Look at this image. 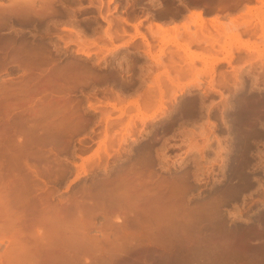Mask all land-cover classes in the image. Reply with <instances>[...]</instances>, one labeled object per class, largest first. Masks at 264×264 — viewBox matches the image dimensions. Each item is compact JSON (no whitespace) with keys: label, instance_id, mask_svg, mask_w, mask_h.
Returning a JSON list of instances; mask_svg holds the SVG:
<instances>
[{"label":"bare ground","instance_id":"1","mask_svg":"<svg viewBox=\"0 0 264 264\" xmlns=\"http://www.w3.org/2000/svg\"><path fill=\"white\" fill-rule=\"evenodd\" d=\"M54 1L55 0H40L39 2L38 0H10L8 3H2L1 1L0 26L2 24L5 25L8 20H12L13 18L16 19L15 17H19V19L23 18L24 21H31L34 18L42 19L52 14L57 15L59 7L56 8L54 6ZM221 1L223 0H220V2ZM62 7L64 8V6ZM73 10L75 9L73 8ZM110 10L108 12H111ZM104 12H106V10ZM192 12V15L196 16L194 18L192 16L193 24L199 25L198 29L200 30L191 31L192 29L190 30L191 24L189 21L183 23V28L188 34L186 38L183 37L184 30L182 28L181 30L180 25L177 23L167 27L157 23V28L153 31L154 34L159 35L163 43L165 42L163 39H166V41H178L180 37L185 38L186 40L183 39V41L185 40V44L181 41L183 46H181V43H176H178V46L183 48V50L189 54L186 53L188 56L192 57L189 59L190 62L194 60L193 58L198 57L199 52L197 51L200 50H197L196 48L197 51L192 50V44H200L201 42L210 43L214 49V45L219 42L221 39L220 35L222 34L221 32V34L219 32V34L211 33V29L206 26L207 19L204 18L202 11L198 10ZM67 13L65 12V14ZM108 16H105V21H107L108 25L105 36L109 40L114 41L115 37L118 36L117 30H114L113 28V25L116 24H114L113 17ZM252 16H243L242 19H244L242 21L240 20V22H238V17V21L235 17H232L231 22L234 26L233 33L229 34L228 31L223 33V36L225 34L227 36H232L233 40L235 38L240 46L246 47L248 52L257 50L256 48L258 45H251L249 41H242L241 35L237 29L244 24H250V21H252L251 18H253ZM97 19H99V17ZM55 20L56 19L53 21ZM263 21H261V23ZM212 22H214L217 29H224L220 28L223 27L224 22L217 20V18L212 19ZM68 28L75 34V39L73 38V41L77 44L75 52L85 56L82 60H64L61 54L62 51L59 50V47L55 43H46L49 44L46 45L43 42H41V44L38 43L39 41H29L20 35V33H16L17 35L14 39L9 36L0 35V71L7 70V74L9 75L17 70H21V72H15V76L13 77H6L0 80V242H4L5 240L8 241V244H6L7 247L4 250H0V264H86L87 258L83 257L82 259L80 255L92 252L94 259L97 261L100 251L102 252V250L106 249L103 248L106 246V243L103 246L105 239L106 242H109L112 240L111 237L116 240L114 247L113 245L111 246L112 248L110 247V250H114V252H119L122 247L125 249V245H128L129 242H136V239L140 240L141 243H138L141 245L143 242L146 243L144 239H147V241L150 240L151 242L149 243V246L150 244L154 245L155 250L148 249V251L154 252L155 256H157L156 264H191L194 255L199 259H194L196 262L192 264H216L217 261L219 262V259H225V261L223 260V264H225V262H227L226 264H238L237 260L241 258H251L252 260H255L256 264H264V213L261 214L259 211L261 216L260 219L257 218L262 225L257 222L258 224L256 226H249L248 228L243 229L239 228L238 225L237 227H226L223 226L221 220V218L223 219V215H221L220 218L218 215L219 213L216 218H211L207 213V216L210 218L207 219V216L204 214L206 213L204 212L206 207L202 208L197 205V207H199L198 209H195L196 206H193L194 208L189 206L191 208L188 209L189 198L187 192L190 186H187L188 176L186 173L183 174V172L181 175L178 173L179 175L177 174L178 177H175L176 180L174 182L172 181L173 178L167 180L170 182H166V180L155 177L154 173L156 171L152 169L154 167V147L152 142H149L150 140L148 139L150 136L153 137L155 132H162L161 130L169 129L170 125H172L171 123H166L167 125L164 127L162 126V129L160 128L161 130L157 128L159 131L156 128H153V126L148 130L145 129L149 136V138H147L148 136L146 137L148 141L141 142L140 145L135 148L132 144H129L126 147L125 155L117 154L118 156H115V159L112 160L114 162L108 165L109 156L112 157L114 155V152L111 151L116 147L115 143L117 142L119 145L121 143H127L129 142L128 137H132V133H134L135 130L134 123L135 120H137L136 118H139L144 125L147 124L148 119L153 120L155 118L154 114L148 115L145 113L146 109L148 110V108H151L154 92L151 90V92H153L152 94L148 89H152L153 87H147L148 92L146 91L147 93L145 95L140 93L139 97L135 99H127L120 93H117L114 98L101 99L96 97L95 99H97L98 104L97 102H92L93 100L90 98L91 95L87 92L90 90V84L104 83V81L111 79L117 80L119 73L121 74L127 69L121 67L119 71L98 70L95 66L98 65V61L96 62L94 60L91 62L89 60L92 51H90L88 47L101 42L98 41L99 39L101 40V38H98L100 36L86 34L85 32L87 30L82 34L80 30H77L79 28L74 29L72 26ZM136 28V34H140L141 32H139L137 26ZM19 29L21 30L22 28ZM115 29H117L116 26ZM208 29L210 31L207 33ZM141 35L145 37L143 33H141ZM262 35L264 36V23ZM70 40L72 39L70 38ZM67 42H69V40H67ZM124 43H127V41ZM176 43L175 45L177 46ZM146 44L149 46V50L147 49V51H144L145 54L147 56H152L154 60L163 63L161 60L163 50H161V54H159L160 56H157L150 51L149 43L146 42ZM97 45H99V43ZM101 45L103 46V43ZM121 46L122 45H120V47ZM240 46L237 48H240ZM228 47L222 46V50H226L228 53L223 60L227 59L228 62H232L231 59L234 55L232 50L233 46L230 44V48ZM100 49L103 50L104 48H99L98 46L99 51L97 50V53L101 52ZM117 49L120 48L116 45L114 48L109 49L108 53L115 54ZM208 49L211 51L210 48ZM202 50L204 51V49H201V52H203ZM207 51H204V53H207ZM209 51L208 53H213L212 51ZM211 56L212 59L215 57L213 55ZM99 58L101 57L99 56ZM248 58L246 59V62H253L252 58L254 57ZM221 59L222 57H218L214 60L218 61ZM171 60L174 61V57H171ZM212 65L210 71L213 73L214 66ZM240 65L242 67L243 64L241 63ZM164 66L167 67L166 65ZM101 67L103 68L104 66ZM237 67V70L235 71L238 72L241 70V67ZM167 69V76L171 83L175 85L182 84L181 78L183 79V77L189 73L183 69L176 68V74L174 73L175 75L171 76ZM198 75H200L199 71L195 72L192 81H195V85L200 87ZM237 75L238 74L235 76L236 78ZM239 76L240 75H238V77ZM222 81V79L218 81L220 86L223 84ZM177 88H179V92L174 90L175 96L184 91V86H178ZM163 91L165 90L160 88L162 94L164 93ZM249 96L250 95L245 97V99L248 98V100H251L249 99ZM160 97V108L163 110L164 97ZM236 98L237 97L235 96V99ZM251 101H253V99ZM260 101L257 103L259 104ZM131 102H133L136 107L135 109L138 111H136V115L134 114V117L136 116V118L132 117L133 113H129L130 108L126 107L127 110L129 109V112L126 111V109L122 110V114L126 113V119L121 117V119H113V111L103 107L105 104H112L113 109L116 107L117 103H127L129 105ZM152 103H154V101ZM242 103L240 104L243 105ZM247 103H249V101L246 102V104ZM250 104L251 103H249V105ZM256 105H250L249 109L252 107L253 109L254 107L257 108L258 105ZM98 106L102 107L99 108ZM245 106L248 108L247 105H244V107ZM98 109H100L99 114L101 115V120H99L105 124L104 139L102 145L96 150L95 157L92 155L86 159L88 166L83 162L80 164V169L83 170L84 174H87L89 170L93 171L98 165L99 167H103V172L100 173L102 175L96 170L93 171L91 182L88 185L82 184L81 192L78 191V193L82 194H80V197L82 196L80 199L78 196L76 199H74L75 197L73 198L70 196V198L67 197V199L71 200H65L66 198H64L59 199V201L54 203L50 194L43 193V188L47 186L46 180L49 182V179L45 180V176H52L55 174L56 177L60 176L61 178L62 174L67 173L65 172V165L68 167V164L64 163L54 151L56 152L59 147H70L71 142L76 136L80 134L82 135L90 126L100 122L98 118H96L98 116L94 113L95 110ZM249 109L244 110L243 108V112L241 111L242 116L240 115L241 113L238 114L240 115L239 117H241L240 120L242 124L239 122V117L237 121L239 120L238 122L240 123V126L243 125L240 129L242 131L236 135L230 133V143L234 142L237 147V149H235L236 147L234 148L235 151L238 150L244 152V154L245 151H250V148L248 149V147L252 146L249 144L251 141L250 137L253 138L258 134L257 130L256 132H251L253 128L249 130V128L252 127L251 125L250 127L246 126L250 124L249 122L252 120H257V116L255 117L254 115V112L257 110L252 112L250 111L252 109ZM187 111V108H183L182 113L184 114ZM258 115H261V113ZM123 117L125 118V116ZM258 118L261 117L258 116ZM150 120H148V122ZM102 122H100V124ZM255 122H251V124L253 123L254 125ZM136 125L138 126V123ZM117 126H119L118 129L120 131L118 138L116 137L118 132H115L116 134L112 132L110 133V129L113 127L117 129ZM237 128H235V130H237ZM259 128L257 129L259 130ZM136 129L141 130V128L138 127ZM231 131L232 130H230V132ZM237 132H239V129ZM255 133L257 134L255 135ZM136 136H138V134ZM220 140L219 142H221ZM194 144V141L192 142L189 140V145L192 146L193 149ZM197 145L195 147H197ZM230 145L228 146L232 147ZM190 146L189 148H191ZM103 154L107 156L104 160L102 159V156L104 157ZM238 156H240V154ZM236 158L240 159L238 160ZM231 160L233 161L234 166L229 169V172L227 171L229 177H226L232 179L233 176L240 174L242 178H244L242 185L244 182L246 184L248 173L246 174L243 169H246L247 158L237 157L236 155V157ZM79 174L80 173H78V176ZM169 176L167 178H169ZM239 180L242 181V179ZM226 183H229V181ZM236 183L237 186L235 183L229 185L228 188L223 186L224 189L222 192H218L219 200H215L212 197H209L208 199L212 198V201H216L217 203L220 200L227 201L223 198L232 200L233 198L238 197L237 195L240 193V189H243L244 187L241 188V186H239L241 183ZM47 191L48 193L51 192L52 196L55 190L53 192L51 190ZM216 194L217 192L214 195ZM73 195L76 196L75 194ZM210 201L211 200H209V202ZM211 202L207 205V210L212 209L216 212L217 205L214 203L215 206L213 202ZM98 212L102 213L104 216V223L102 222L104 225L102 223V226L99 225L101 227V229H99L100 234H93L92 230L97 228L99 224H97L95 220ZM254 221L256 222V219ZM211 235H214L213 238H211ZM100 236L103 237L101 238L103 244L100 241L101 239H99ZM254 237L261 238L262 240H256L253 243L251 238ZM185 242L187 245L183 246ZM110 243L109 246L112 244ZM134 245L133 247H135ZM129 247L132 248V244L129 245ZM108 248L109 247H107V249ZM124 249L120 252H123ZM110 250H107V252ZM139 250L141 249L139 248ZM124 252H126V250ZM99 258H101V256H99ZM205 258L210 260L208 261ZM216 259L217 261L214 262Z\"/></svg>","mask_w":264,"mask_h":264},{"label":"rangeland","instance_id":"2","mask_svg":"<svg viewBox=\"0 0 264 264\" xmlns=\"http://www.w3.org/2000/svg\"><path fill=\"white\" fill-rule=\"evenodd\" d=\"M1 1H2V3L3 2L8 3L10 0H0V2ZM39 1L40 0H38V2ZM55 1H54V3H55L54 6L56 8L60 7V5L63 3L61 5V7L64 6V9L71 11L72 13L70 15L72 17L79 18L81 16H86V15L90 16L85 21L90 22L91 25L87 24V23L83 24L82 22H79L77 20H68L67 22H62V23L58 24L57 22L53 21V18L56 17V15H54V14H52L50 16H46L45 18H42V19L41 18H37V19L34 18L31 21L30 20L24 21L23 18L19 19V17H15L16 19L13 18L12 20H8V22L5 23V25L2 24L0 26V35L1 36H9L10 38L14 39V38H16V35L20 33V35H22L24 38L28 39L29 41L30 40L35 41V42L39 41L38 43H40V44H41V42H43L45 44L46 43H51V44L55 43L59 47V50L62 51L61 54H62L64 60H68V59L69 60L74 59L75 61L82 60L83 58H85V56H83L81 54H77L75 52V49L77 48L76 42L73 41V38L75 39V37H74L75 34L68 27L72 26V28H74V29L79 28L77 30H80L82 32V34H84L86 29H81V28H86V26H94L95 24H99L100 18L99 19H97V18L99 17L100 14H103L105 10H106V12H108L111 9L110 10L111 12H109L108 17H114V15L117 13V11H115V9H117V3H116L117 0H103V1L102 0L101 1L100 0H57L56 2ZM245 1H247L248 4L242 8V10L238 13V15L232 16V17L233 18L235 17L236 20L238 17L239 21L238 20L237 21L240 22V20L242 21L244 19V18L242 19L243 16H246V15L252 16L254 14L252 16L253 18H251L252 21H250V24L249 23L246 25L244 24V25L240 26L237 30L239 31V33L241 35L242 41H249L251 45L257 44L258 45L256 48L257 50H252L251 52L250 51L248 52L246 47L240 46L239 42L236 41L235 38L233 40L232 36H227L225 34L223 36L224 32L228 31L229 34H231L234 31V29H233L234 26L232 25V22H231L232 17L231 18H224V19L219 17V19L224 22L223 27H220V28H224V29H217L214 22H212L211 19L206 18V16L212 15L213 12L205 14L202 11L204 18L207 19L206 20L207 21L206 26H208L211 29V31H212L211 33L216 34L218 32L219 33L221 32L222 34L221 33L220 34L222 35V37L220 35V38H221V39L219 38L220 43L219 42L216 43L214 45V49L212 48V46L210 44L204 45L205 42H201L198 45L192 44L191 45L192 50H195V51H197L198 49H200V50L197 51V52H199L198 57L193 58L194 60L191 59L192 62H190L189 59L192 57L188 56L189 54L187 52H185L183 50V48L179 47L178 43H181V41H182L185 44V40H186L185 38L188 35L186 33L187 31L183 28V23L189 21V23L191 24L190 25V30L192 29L191 31H196V30L199 31L200 30V29H198L199 25L193 24V21H192L193 18L196 17L195 15H192V13H193L192 11L201 10L200 4L198 3V1H194L192 3H189L188 7H189L190 11H188L189 14L186 16L185 19H183L182 21H178L177 19L174 18L173 21L170 22V24H172V25H174L176 23L178 25H180V29L182 28L184 30L183 31L184 32L183 37H185V38L180 37L182 39L179 38L178 41L174 40L175 42L173 40L172 41H166V39H163V41L165 40V42H166V44H165V42L163 43L162 40L160 39L159 35H153V37L156 38V43H158V44L152 45L150 47V51L152 53H154L155 55L160 56L159 54H161V50H163V53L161 54L162 55L161 60L163 61L164 65H166L167 67H165L163 65V63H160L159 61L154 60L152 56L146 55V58L144 60L147 63H149V65L142 66L140 68V81H141L140 93L145 95L148 92L147 87H153L152 89H148V90L150 92H151V90L154 92V94H153V92H151L153 94L152 102L154 101V103L151 102V108L150 109L148 108V110L146 109L145 113L148 115L154 114L155 118L153 120L148 119L150 121L148 122V120H147V124L145 123L146 125H144L139 120V118H136V116L134 117V114L136 115L138 111H137V109H135L136 107L134 106L133 102H131V104L129 103V105L127 103H124V104L117 103L116 107L113 109H112V106H113L112 104L103 105L104 108L111 109L113 111L112 116L117 115L118 119H121V118L126 119V115H125L126 113L122 114V110L126 109V111H128L129 109L127 110V108H130V110H129L130 112L129 111L128 112L131 114L133 113L132 117L137 119V120H135V123L140 122L141 124H143V125H141L139 123V126H140L142 131L141 130H139V132L134 131V133L136 135L140 134L139 138L142 140L144 138L146 139V137L148 136L147 131L145 129L148 130L154 125H155L154 127L156 129L158 128L159 130H160V128L162 129V126L164 127L168 123H171L172 127L178 126L181 130V131H179V133L175 134L173 137H170V138H166V139L161 138L160 142H158V144H156V146L154 147V152H153L154 163H153V165L155 168L153 167L152 169L156 171L154 173L155 177H157L158 179L166 180V182H170L167 180L173 178L172 181L174 182L176 180L175 177H178V175L179 174L181 175L183 172H184L183 174L186 173L188 176L187 186L188 187L190 186L189 187L190 191L188 189V192H187V196L189 198L188 209L191 207L194 208L195 206H196L195 209H198L199 207H202V208L206 207L204 210V212H206V213H204L206 216H207V213H208V216H211V218L212 217L216 218L218 215H219V217L221 215H223V219L220 217L222 220L223 226H226V227L227 226H236L237 227V225H238L239 228H242V229L248 228L249 226L250 227L256 226L258 223L261 224L259 222L260 220H258L257 218L260 219L261 214L264 213V122H263L264 121V105H263L264 102H262V101H264V99H263L264 98L263 97L264 96V36L262 35L263 34V23H264V21H263L264 20V6H263L264 0H245ZM155 2L157 4L158 0H155ZM99 3H101V4H99ZM97 5H98V7H97ZM113 6H115V7L113 8ZM73 8L75 10H73ZM248 8H249V10H248ZM107 9H108V11H107ZM251 13H253V14H251ZM248 14H250V15H248ZM74 15H76V16H74ZM192 16H193V18H192ZM259 16H260V18H259ZM261 18H262V20H261ZM260 20L263 22L261 23ZM113 26L115 27V25H113ZM60 27H63V29H60ZM19 28H22V29L20 30ZM102 28H103V26L96 28L97 30L100 31V32H98V35H100V37H98V38H101V40L100 39L98 40V41H101V42H98L99 45H97L98 44L97 43V44L90 45L91 47L90 46L88 47L89 50L92 51V55H91V57H89V60L90 61L95 60L96 62L98 61V65H95L98 70L102 69L104 71H106V70H112V71L118 70L119 71L121 68H119L117 66L118 62L116 60L119 59L118 54L123 49L122 48L123 44L132 45L134 42H131V40L130 41L125 40V39L121 38L120 36H116L115 40L113 39L114 41H111L105 36L106 29L108 28V25L106 24V27L104 30V35H103V32L101 31ZM156 28H157V26H156ZM26 29H29V30H26ZM172 31H170V32H172ZM208 31H210V30L208 29L207 33H208ZM85 33L88 34L87 31ZM135 33H136V30H135ZM218 34H217V36H218ZM93 36H96V35L94 34ZM102 37H103V39H102ZM133 37H135V36H133ZM70 38L72 40H70ZM183 39H185V40L183 41ZM67 40H69V42H67ZM126 41H127V43H124ZM254 41H255V43H254ZM176 42H178V43H176ZM102 43H103V46L101 45ZM175 43L177 44L178 47L175 45ZM105 44H107V45H105ZM230 44H232V46H233V49L231 48L234 52L233 58L235 57L234 59L233 58L231 59L232 62H228L227 59L223 60L225 55L227 56L228 53L226 50H222V46H226V47L229 46L228 48H230ZM46 45H49V44H46ZM116 45L119 46L120 49H117L115 54L108 53V50L114 48ZM120 45H122V46L120 47ZM98 46H99V48H104L103 50L105 52L102 49H100L101 52L97 53ZM181 46H183V43H181ZM238 46H240V48H237ZM50 47L52 48L51 45H50ZM142 48L145 49V51H147V49L149 50V46L147 44L145 47L142 46ZM208 48H210V49L212 48L211 49V51L213 52L212 54L208 53V51H209ZM201 49H204L205 52L208 50L207 51L208 54L204 53L203 50H202L203 52H201ZM102 51H103V53H102ZM211 51H209V52H211ZM201 53H203V54H201ZM211 55H213L215 57L212 59ZM99 56L101 58H99ZM217 56L219 58L222 57V59L215 61L214 59L218 58ZM171 57H174V61L171 60ZM199 57H201V58H199ZM248 57L249 58L254 57L255 59L252 58L253 62H251V61L246 62V59ZM175 60L177 61V63ZM141 61H143V59ZM212 63H213V65H212ZM241 63L243 64L242 67L240 65ZM238 64L241 67L240 68L241 70H239L240 72L235 71V70H237L236 67L238 66ZM211 65L214 66L213 67V69H214L213 73H212V71H210L212 69ZM101 66H104V67L102 68ZM176 68L177 69L179 68L181 70L183 69L184 71H187L190 73V74L188 73V75L186 74V76H184L183 79L181 78L182 84L180 83L179 85H175V84L171 83V81H170V79L166 73V69H167V70H169L170 75L174 76L176 74V70H175ZM204 70H207L208 72L204 71ZM128 71H130V70H128ZM197 71H199V73H200V75H198V78L200 80V82H199L200 87L195 85V83H196L195 81H192L193 75ZM15 72H21V70H17ZM205 72H207V73H205ZM14 73H10L9 75L15 76ZM236 74L240 75L239 77L237 75L238 79L235 77ZM5 75H8V74L5 73V74H2L1 76H5ZM221 79L223 80L222 81L223 84H221V86H220L218 81H220ZM188 81H190V82H188ZM229 83H231V85ZM185 84H186V86H185ZM178 86L179 87L184 86V91L181 94L175 96L174 90L179 92V88H177ZM160 88L162 90H165V91H163L165 93V94L163 93L164 95L160 92ZM216 93H218V95ZM248 95L251 96V97L249 96V99H251V100L253 99V101H251V100H248V98H246L249 101V103H251L250 105L255 106L257 104L258 105V106L256 105L257 108L254 107V109H253V107H252V108H250L252 110L249 109L250 105H249V103L246 104V102H248V101L245 99V97H247ZM160 96L164 97V98L162 97L164 100L163 101L164 104H163V108H162L163 110H161V108H160V105H161V101H159V99L161 98ZM235 96L238 99L237 98L235 99ZM238 96H240V97H238ZM258 97L260 98L261 101L259 100ZM254 98H256V99H254ZM92 100H93L92 102H97V99H95V98H92ZM194 100H196V101H194ZM235 100H236V102H235ZM256 100H259L260 103L258 104L257 102H259V101H256ZM141 101H142V99H141ZM192 101H194V102H192ZM239 102L240 103L243 102L242 103L243 105H241ZM97 104H98V102H97ZM158 104H159V106H158ZM260 104H262V105H260ZM244 105H247L248 108H246V106L244 107ZM120 106H122L124 108H122ZM240 106L243 107L244 110L249 109L252 112L254 110H257L256 112H254L255 117L257 116V120L254 119V121L253 120L251 121V122L256 121L254 123V125L256 123L257 124L254 126L253 123L251 124V122H249L250 124L246 125L247 127H250V125L252 126L249 128V130H251L253 128L251 130V132L252 131L256 132V130L258 132V134L255 133V135L257 134L255 137H253V138L250 137V140L252 142L250 141L251 143L249 142V144H250V146L251 145L252 146L248 147V149L250 148V151L248 150L249 154L247 151H245V154H244V152H240L238 150L235 151V149H237V147L235 146V143L234 142L230 143L231 142V139H230L231 134L230 133H232V135L233 134L236 135L237 133H240V131H242L240 129L243 125L242 126L239 125L240 124L239 122H241V120H240L241 117H239V116L240 115L242 116V112H243L242 109L243 108H241ZM101 107L102 106H100L99 108H101ZM183 108L184 109L187 108L188 113L186 112L183 114L182 113ZM235 112L236 113L239 112V113L236 114ZM259 112L261 113V115H258V114H260ZM238 114H240V115H238ZM123 116H125V118ZM258 116L261 118H258ZM238 117L240 120V121L238 120L239 122L237 121ZM258 119H259V121H258ZM260 121H261V123H260ZM232 124L236 125V126H233ZM241 124H242V122H241ZM142 128H144V129H142ZM235 128H237V130H235ZM257 128H259V130ZM238 129H239V132H237ZM230 130H232V131L230 132ZM134 133H132V136L135 135ZM141 133H143V134H141ZM128 140H130V137H128ZM142 140H141V142H144ZM189 140L192 142L194 141L196 145L198 143L197 147H195L196 145L194 144V149H193V147L189 145ZM219 140L221 142H219ZM131 143H132V141L129 143L128 142L127 143H121L120 145L116 144L115 148L116 149L118 148V149L117 150L112 149L111 152H114L113 153L114 155L112 154L113 155V156L111 155L112 157L109 156V164L108 165L111 164L110 161H111V159L115 158V156L125 155L126 147ZM230 144H232V145H230ZM228 145H230L232 147H229ZM233 145H234V147H233ZM189 146L191 148H189ZM221 146H222V149H221ZM224 146H226V147H224ZM98 148H96L90 155H87V156L85 155L81 159H79L80 162L75 163V166L72 167L73 170L71 172H70V170H68L69 168L66 167V165H65V172H67V173L62 174L63 179L61 182V187H63V185H65V189L67 191L63 194L66 195V194L70 193V191L79 187L80 184L82 183V181H84L87 177H90L93 175V171L96 170V167H99L98 165L93 169V171L89 170L87 172V174H84L83 170L80 169V164L84 162L88 166L86 159L92 155H93V157H95V152ZM117 152H119L120 154ZM231 154H232V156H231ZM239 154H240V156H238ZM236 155H237V157H241V158L246 157L247 158L246 166H245L246 169H243V171L246 172V174L248 173L247 174L248 176L246 179L247 181L245 180L246 184L244 182L243 185H242V183L244 181L243 180L244 178H242V176L240 174H238L239 176L235 175L237 177L233 176V178H232L233 180L228 178L229 176L227 174L230 171L229 169L234 166V163L231 159H234V157H236ZM104 156L107 158L106 155H104ZM236 159H238V158H236ZM68 165H71V163L70 164L68 163ZM89 172L92 174H90ZM102 172H103V170H102ZM78 173H80L79 176H78ZM168 176H169V178H167ZM226 176H228V177H226ZM248 177H249L250 181L248 180ZM70 178H72V179H70ZM235 178H236V181H235ZM227 179H229V180H227ZM239 179H242V181ZM225 181L226 182L229 181V183H226ZM232 181H235V182H232ZM236 182L241 183V184H239V186H241V188L244 187L243 189H240V193H239L240 195L239 194L237 195L238 197L240 196L239 198L235 197L232 200H229L228 198L227 199L223 198L224 200H227V201H221L220 200L217 203H216V201H212V198L215 200L220 199L218 197V192L219 191L222 192V190L224 189L223 186L228 188L229 185L234 184V183L237 186ZM168 184H171V183H168ZM216 188H217V191H216ZM212 191H215V192H212ZM216 192H217V194L214 195ZM221 192H219V193H221ZM188 193H189V195H188ZM242 193H243V195H242ZM214 196H217L218 198L214 197ZM242 196L244 199L241 200ZM209 197H212V198L208 199ZM209 200H211L213 202V204L215 203L217 205L216 206L214 204L217 208V209L215 208L217 210L216 212L213 211L212 209L207 210V205L210 204V202H211V201L209 202ZM197 205L199 207H197ZM189 206H191V207H189ZM259 211L261 214L259 213ZM256 212H258V213H256ZM208 216H207V219H210ZM249 216H251V217H249ZM255 219H256V222L254 221ZM95 229L92 231L95 232L96 231ZM211 236H212L211 238H213L214 235H211ZM209 238H210V236H209ZM260 239L261 238H257V237L251 238L253 243L256 240L260 241ZM263 239H264V237H263ZM144 241L151 242L150 240L147 241V239L146 240L144 239ZM185 243L183 244V246L187 245V243L186 244ZM6 244H8L7 240H5L4 242H0V250H4L7 247ZM193 257L195 260H197V258H198V257L196 258L195 255ZM206 257H208V256H206ZM186 258H188V257H186ZM205 259L208 260V258H205ZM193 260H192L191 264L196 262L195 260L194 261ZM220 260L221 259H219V262H218L216 259L214 262L217 261L216 264H220V263L223 264V260L225 261V259H222L221 261ZM238 260H237L238 264H256L255 260H252L251 258L250 259L249 258L248 259L247 258L246 259L241 258ZM205 262H206V260H205ZM226 263L227 262H225V264Z\"/></svg>","mask_w":264,"mask_h":264},{"label":"flooded vegetation","instance_id":"3","mask_svg":"<svg viewBox=\"0 0 264 264\" xmlns=\"http://www.w3.org/2000/svg\"><path fill=\"white\" fill-rule=\"evenodd\" d=\"M194 1H198V3L200 4V9H201L200 11H203L205 14L213 12L212 15L206 16V18L211 19V21H212V19H215V18H217V20L221 21L219 19V17L224 19V18H231L232 16H236L242 10V8L248 4V2L245 0H223L221 2H220V0H158L157 4H156L155 0H117V2H116L117 3V9H115V11H117V13L113 17V20L115 22L114 24H116L115 26L117 29H115V27H114V30H117L118 36H120L121 38H123L125 40H129V41L131 40V42H134L132 45L123 44V47H122L123 49L118 54L119 59L116 60L118 62L117 66L119 68L122 67V68H125L127 70H125L121 74L119 73L117 80L111 79L108 81H104V83H99V84H93L92 83V84H90V90L87 91L91 95L90 98H96V97L97 98L99 97L101 99L114 98L117 95V93H120L123 97H126L127 99H135V98L139 97L140 89H141L140 68L142 66L149 65V63H147L144 60L146 58V54L144 52L145 49H143L142 46L145 47L146 42L149 43L150 47L152 45L158 44V43H156V38L153 37V35H156L153 32L156 30V24L160 23L164 27H167V26H172V24H170V22L173 21L174 18L177 19L178 21H182L189 14L188 13V11H190L189 7H188L189 3H192ZM114 7L115 6H113V8ZM58 9H59L58 14L62 15V16H59L57 14L56 15L57 18L56 17L53 18V20L56 19L54 22H57L58 24L62 23V22H67L68 20H77L79 22L85 23V22H87L85 20H87L90 17V16L86 15V16H81L79 18H75V17H72L70 15L72 13L71 11H67L63 7H59ZM65 12L66 13L68 12L67 13L68 15L65 14ZM104 13H105V15H104ZM104 13L99 15V18H100L99 24H95L94 26H87L86 30H87V33L89 35L95 34L96 36H100V35H98V32H100V31L96 29L100 26H103L101 31L103 32V35H104V30H105V27L107 24V21H105V16H108L109 12H104ZM102 16H104V17H102ZM221 22H223V21H221ZM87 24H91V23L88 22ZM136 26L138 27L139 32L143 33L145 35V37H143L141 35V33L140 34L135 33V30L137 29ZM60 29H63V27H60ZM26 30H29V29H26ZM133 36H135V37H133ZM207 44H210V43H205L204 45H207ZM194 45H198V44L196 43ZM142 59H143V61H141ZM91 62H93V61H91ZM128 70H130V71H128ZM5 73H7V70L0 72V79H4L6 77L7 78L13 77V75L12 76L11 75L1 76L2 74H5ZM229 84L231 85V83H229ZM93 93H95V94H93ZM216 94L218 95V93H216ZM95 113H96V116H98L96 118H98V120H99L101 118V115L99 114L100 109L95 110ZM112 117H113V119H118L117 115H113ZM100 122H102V121H100ZM100 122H97V124L95 123L92 126H90L86 130V132L83 133L82 135L80 134V135L76 136L75 139L71 142L70 147L69 146H66L68 148L59 147L57 149L59 152L56 150V152H58L59 154L54 151V153L59 155L58 157L61 158L64 163H66V164L71 163V165H68L70 172L73 170L72 167L75 166V163L80 162L79 159H81L85 155L86 156L90 155L96 148H98L100 145H102V141L104 139L103 137L105 135V129H104L105 124L102 122L101 123L102 126H101ZM134 124H135L134 129L138 132L140 129H136V128L137 127L140 128L139 123H138V126L136 125L137 123H134ZM118 127L119 126H117V129H118ZM153 128H155V127L153 126ZM112 129H110V133L111 132L112 133L118 132V134L116 135V137L118 138L119 134H120L119 129L117 130L115 127H113ZM161 131L162 132H160V131L155 132L153 137L150 136L151 139L148 136V138H149L148 140H150L149 142H152L153 147H155L156 144H158V142H160L161 138L166 139V138L173 137L175 134L179 133V131H181V130L178 126L172 127L170 125L169 129L161 130ZM116 137H115V139L117 140ZM137 137L132 136V137H130V140H129V142L132 141L131 144L134 148L139 146L141 143V139L139 138V134ZM230 137H231V135H230ZM148 140L145 138L143 139L144 142H146ZM116 144H118V143L116 142L115 146H116ZM60 148H62V149H60ZM102 159L103 160L106 159L105 156L104 157L102 156ZM114 159L115 158L111 159V161H110L111 164L114 162V161H112ZM102 170H103V167H97L96 168V171H98L99 174L102 173ZM90 174H92V173H90ZM100 175H102V174H100ZM45 177H46L45 180L49 179L50 184H49L48 180H46L47 186H45L43 188L44 189L43 193L50 194V197L53 199L54 203L56 201H59V199H64V198H66L65 200H71V199H67V197L70 198V196L73 198L75 197L74 199H76V197L78 196L80 199L82 196L80 197L81 193H78V191L81 192L82 184L85 183L88 185L92 179L91 176L87 177L84 181H82V183L80 184L79 187L73 189L72 191H70V193L65 195L63 193H65L67 190L65 189V185H63V187H61V182L63 179L62 177L61 178H60V176L56 177L55 174H53L52 176L46 175ZM70 179H72V178H70ZM52 187H54V188H52ZM79 188H80V190H79ZM47 190H51V191L53 190L54 191V192L52 191L53 197L51 196L52 193L51 192L48 193ZM76 191H77V193H76ZM71 194L72 195L75 194L76 196H74V195L72 196ZM77 194H79V195H77ZM54 198H56V199H54ZM241 199H243V196L241 197ZM101 216H103V214L98 212L96 214V217H95L97 224L99 223L98 227H100L99 225H101L102 222L104 223V216L103 217H101ZM101 219H102V221H101ZM96 227H97V225H96ZM99 229H101V227L98 228L95 231V233L94 232H92V233L93 234H100ZM101 238H103V237L100 236L99 239H101ZM111 239L112 240H110V238H109L110 241L107 239L109 242H106V239H105V241L103 240L104 244L102 242V239L100 240L102 242L103 246L106 243V246L109 247L107 249V247L105 246V247H103L104 249L106 248L107 250H110V247L112 245L114 247V243H116V240L113 237H111ZM136 242H137V244H136ZM136 242H133L136 245H134L132 242H129L132 244V248H130L131 246L129 247V245H131L129 243H128V245H125V249L122 247L124 249V251L126 250V252H124V251L120 252L123 250L122 248H121L122 250L120 249L119 252H116V251L114 252V250L113 251L110 250L107 252L106 249H105L106 251L102 250V252H104V251L105 252L102 253L100 251V254L99 255L97 254L98 255L97 261L94 259L92 252H87V254H81L80 256L82 257V259H83V257L87 258L86 264H94V263L95 264H156V262H157L156 257L157 256H155L154 252L148 251V249L155 250V246L152 244H150V246H149L150 242H146L147 247H146L145 242H143L141 245V244H139L141 242L138 239H136ZM107 243H108V245H107ZM109 243L111 244L110 246H109ZM133 245L135 247H133ZM152 246H154V247H152ZM129 248H130V250H133V251H130ZM139 248L141 250H139ZM145 250H147L148 252ZM99 256H101V258H99Z\"/></svg>","mask_w":264,"mask_h":264}]
</instances>
